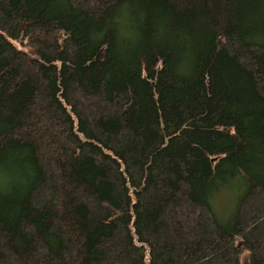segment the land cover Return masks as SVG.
<instances>
[{"label":"trees","instance_id":"16d2710c","mask_svg":"<svg viewBox=\"0 0 264 264\" xmlns=\"http://www.w3.org/2000/svg\"><path fill=\"white\" fill-rule=\"evenodd\" d=\"M0 264H264V0H0Z\"/></svg>","mask_w":264,"mask_h":264},{"label":"rangeland","instance_id":"374dc122","mask_svg":"<svg viewBox=\"0 0 264 264\" xmlns=\"http://www.w3.org/2000/svg\"><path fill=\"white\" fill-rule=\"evenodd\" d=\"M231 196H232V192H223L220 195V200H222V202L220 203V207H218L219 211L221 212H217L218 213V217L219 218H224L225 215L229 212L230 208H231Z\"/></svg>","mask_w":264,"mask_h":264}]
</instances>
